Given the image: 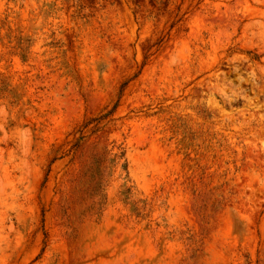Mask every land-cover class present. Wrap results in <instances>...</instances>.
<instances>
[{
  "label": "rangeland",
  "instance_id": "374dc122",
  "mask_svg": "<svg viewBox=\"0 0 264 264\" xmlns=\"http://www.w3.org/2000/svg\"><path fill=\"white\" fill-rule=\"evenodd\" d=\"M0 264H264V0H0Z\"/></svg>",
  "mask_w": 264,
  "mask_h": 264
}]
</instances>
